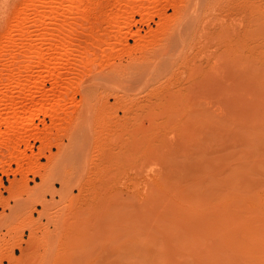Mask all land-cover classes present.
Returning <instances> with one entry per match:
<instances>
[{
    "label": "rangeland",
    "instance_id": "374dc122",
    "mask_svg": "<svg viewBox=\"0 0 264 264\" xmlns=\"http://www.w3.org/2000/svg\"><path fill=\"white\" fill-rule=\"evenodd\" d=\"M85 2L93 33L83 34L99 38V45L90 48L91 64L107 67L113 56L126 63L127 51L133 47L136 62L124 72L137 71L142 67L140 52L149 44V84L163 85V90L141 108L149 86H132L126 75L89 99L82 97L84 82L74 83L70 92L62 87L56 98H43L39 94L50 86L46 81L43 90L34 88L33 98L15 103L6 100L0 88V264H264V257L260 260L256 253L257 248L264 252L260 238L264 235L260 223L264 221V69L255 75L251 34L234 33L239 16L224 0L208 14H202L203 0ZM29 3L0 0V48L9 46L11 24ZM27 19L30 33L38 24ZM196 24L204 27L196 29ZM173 29L178 32L171 33ZM44 79L52 78L46 74ZM113 89L117 101L110 96ZM101 96L109 98V105L85 114L83 107ZM225 97L230 98L228 105L222 102ZM207 101L218 113L228 106L223 107L227 116L223 111L221 115L231 120L232 124L226 121L230 127L246 115V128H231L227 135L216 128L217 139L196 141L199 137L194 138L190 121L201 102ZM228 113L233 114L231 119ZM240 131L254 136L249 141ZM225 144L230 147L227 159ZM213 155L222 162L217 159V164V157L210 160ZM223 166L233 169L232 174ZM224 177L234 182L223 187ZM207 184L223 189H207ZM253 197L261 203L250 202ZM227 198L232 203L228 210L237 213H229L231 218L227 210L216 207Z\"/></svg>",
    "mask_w": 264,
    "mask_h": 264
},
{
    "label": "bare ground",
    "instance_id": "6f19581e",
    "mask_svg": "<svg viewBox=\"0 0 264 264\" xmlns=\"http://www.w3.org/2000/svg\"><path fill=\"white\" fill-rule=\"evenodd\" d=\"M85 1L86 0H31V3L27 4V7H25V9H22L18 13V15L16 16V18L13 21V24H11L12 25V28H11L12 31H10V33H8V35H7V42H8V45L10 46V47L8 46L9 49L7 47V44L2 45L0 48V51H1V56H0V88H2L3 92L6 93V95L3 94V96L5 97L6 100H11L14 103L16 100H21V101L22 100H29L35 96L34 95V88L38 89V90H43V87H44L46 81L50 82V86L47 89L43 90L42 94H39L40 97L56 98L60 95V93L62 91V87H65L66 91L70 92V90L73 89L74 83L84 82L86 86L83 88L82 97L89 99L93 96L94 97L97 96L100 93L99 91L101 89L115 85L123 75H126V77H128V80L130 81V84L132 86L139 85V84H140V87H142V88H146L149 86L146 89L145 94L141 98L142 102L139 103V106L141 108H146L149 102H151L153 99H156L157 97H159L161 91L163 90V85H158L156 88L150 87L151 84H149V83H150L151 79H149V77L147 76V73H146V70H147L146 65L151 61V58H152L151 57L152 50L150 49L149 44L145 45L144 48L140 52V54L142 56L141 57V59H142L141 66L142 67L138 68L137 71H133V72L131 71L130 73L124 72L125 69H128L131 65H133L136 62V55L133 54V53H135V52H133V50H134L133 47H131L127 51L128 57H127L126 63H123V64L119 63L118 61H116L115 56H113L112 61L109 63V65L107 67H103V66L97 67L94 64H91V63H94V61L91 58L90 48H92L94 46L97 47L99 45L97 43L99 38H97L95 35H93L91 37H87L86 35L83 34V33H93L92 27H91V24H90L89 18H88V16H90L89 15L90 13H88L89 11L87 12V4ZM220 1L222 2L223 0H203L204 8L202 9V11H203L202 14L205 11H206L205 14H208L207 11L214 9V8H211V7H213V5L214 6L218 5V4L220 5ZM224 1H228L229 6H230V12L239 16V22L237 24V28L235 29L234 33H250L251 34V39L253 40L252 45L250 47L251 54H252L251 58H252V61H254L257 65L256 69H255V75L259 76L262 72V69H264V0H224ZM27 18H31V20H33L34 23L38 24L37 28L36 29L32 28L33 31H30V33H27L29 31V29H27L25 26V24H26L25 21L28 20ZM114 23H117V17L114 19ZM114 25H116V24H114ZM195 26H196V29L197 28L199 29L200 27H204V24H201L199 26H198V24H196ZM80 27H81V29L78 31V29ZM13 30H15V31L13 32ZM177 32H178V30L175 31V29H173L171 31V33H177ZM12 33H14V34L16 33V35H12ZM111 47H114V46L111 45ZM46 74L51 76L52 79L45 80L44 75H46ZM76 78L78 80H76ZM15 88H19V92H15L14 91ZM131 88H133V87H131ZM259 90L261 92V87H259V88L257 87L255 89L256 92L257 91L259 92ZM256 92L254 94L258 93V92L257 93ZM110 96L113 97L114 101L118 100V95H117L116 90L113 89L112 92L110 93ZM0 98H1V95H0ZM225 99L226 100H224L222 102H225L226 103L225 105H228L230 98L225 97ZM94 101H95V104L90 102V103H88V105L86 107H83L85 114L88 115V113L91 112V109H95V108L102 109V108H105L109 105V98L106 96H101L100 98H96V100H94ZM22 102H24V101H22ZM209 102L208 101L207 102H201V105H199L196 108V112L191 118L190 122H191V126H192V131L195 133V134L193 133L195 135L194 138L197 136L199 137V138H195L196 141H200V137H201L200 142H201V144H204L203 143V142H205L204 140H206V141L208 140L205 138H210V139L216 138L217 139V135H216V131H215L216 128H218L219 130L221 129L223 132H225V130H226L225 135H227L228 134L227 132H229V131L232 132L231 128L232 129L236 128L237 130L241 129L242 131H243V129L246 128L245 126L249 123V121L247 123V116L246 115H245L246 117L244 116V118H246V120L239 116L238 118H240V119L238 120V122L233 127H230L229 125H227V122L229 123L231 120L227 121V117H226L227 114L224 113V109H223V107L225 105H223V107L221 108L222 109L221 112L223 111L222 112L223 116H224V114L226 115L225 117H223L221 115V112L220 113L216 112L217 109H214V107L212 106V103L211 102L209 103ZM239 105H241V103ZM245 105L246 104L241 105V107L244 106V108H246L247 105H246V107H245ZM225 107H228V106H225ZM25 108L26 107L23 106V110ZM217 108L220 111V106H217ZM244 108L241 110L239 109L241 112L240 113L241 115L243 112L242 110H244ZM83 109L79 113L80 116L84 115V114H82V113H84ZM227 109L228 110L230 109V112H231L232 108H227ZM18 112H20V110L16 111V113H18ZM232 112H234V114H238L237 113L238 111L236 112V111L232 110ZM231 113L230 114L228 113L229 117H230V115H233ZM229 119H231V117ZM112 124H113V122H112ZM229 124H232V123H229ZM228 126L230 127L229 129H228ZM249 126H250L249 128H251L252 125H249ZM254 128L252 127V129H254ZM247 130H248V128H247ZM247 130L245 132L250 133V130L249 131H247ZM259 130H261V129H259ZM242 131H240V132H242ZM256 132H258V131H256ZM262 132H264V131H262ZM262 132H261V134H262ZM199 133H202V135L204 134L206 137L203 136V138H204L203 139L202 135ZM248 133H246V135ZM243 134L245 135V133H243ZM261 134H260V136H262ZM199 135H201V136H199ZM244 135L242 137H244ZM246 135H245V137H246ZM248 136L249 135H247V137ZM252 136H254V135H251L250 137L252 138ZM258 136H259V134H258ZM242 137L241 138L239 137L238 139L241 140ZM250 137H248V140ZM230 138L231 137H229V139ZM232 138H234V136ZM253 138H255V137H253ZM197 139H199V140H197ZM257 139L259 140V138H256L254 141H256ZM248 140L246 138V141H248ZM244 141H245V139H244ZM17 142L18 141H15V143H17ZM241 142H242V140H241ZM196 143H198V142H196ZM227 143H229V142H227ZM232 143H234V142H232ZM198 144L200 145V143H198ZM198 144H195V145H198ZM226 145L227 144H225L224 146L226 147ZM240 146H241V144H240ZM242 146H243V144H242ZM242 146H241V148H244ZM252 146H253V144H252ZM225 147H223V148H224V151H225V149H227L226 150L227 152H225V153H227V154H225V156L227 155L225 157L227 159L228 158V149H230V147L229 146H227L228 148L227 147L225 148ZM245 151H246V148H245ZM39 152H41V151H39ZM220 152H222V151H220ZM243 152H244V150H243ZM241 154H243L242 151H241ZM249 154H253V153L249 152ZM203 157H200V159ZM215 157H217V158L215 159ZM221 157L223 158V155ZM197 158H195V160ZM245 158H247V157H244V159ZM214 159H215L216 163L219 164L217 159L220 160V158L218 156H214L213 159H210V160H214ZM226 159H225V162H226ZM222 160L224 161V158ZM228 160H227V162H228ZM233 161H235L234 163H236L238 160L237 161L233 160ZM197 162H198V160L195 161V163H197ZM202 162H203V160H202ZM207 164L209 165V164H211V162L210 163L207 162ZM245 164L246 163H244V165ZM212 165H213V163H212ZM227 165H230L229 162ZM227 165H225V166H227ZM231 166H233V165L231 164ZM208 167H210V165ZM215 168H217V167H215ZM222 168L224 169L225 167L223 166V167H221V169ZM201 169H203V168H201ZM221 169H220V171H221L220 173L224 174L225 171H227V170L229 171L230 168H228L226 170L224 169L225 170L224 172H222ZM238 169H240V166ZM231 170H233V169H231ZM231 170L228 172V174H230L232 172ZM236 170H237V168H236ZM216 171H217V169H216ZM216 171H214V172H216ZM243 171H245V170H243ZM236 172H238V171H236ZM246 172H247V170H246ZM210 173H212V172H210ZM241 174H243V172H241ZM244 174H245V172H244ZM244 174H243V176H244ZM239 175H237V176H239ZM240 176H242V175H240ZM239 177H237V178H239ZM205 178H206V176H205ZM212 178H214V176ZM216 178L219 179V177H216ZM224 179H226V178L224 177ZM229 179H231V177L228 178V180L226 179L227 181H223V183H222L223 187H224V184L227 183L228 181L234 182L233 179L232 180H229ZM234 179L237 180L236 178H234ZM213 182H214V180H212L211 183H213ZM42 183H43V181H42ZM229 184H227L228 188H229V186H228ZM207 185L209 186V184H207ZM214 185L209 186V187L207 186L205 188L211 189V188H213ZM204 186H206V185H204ZM232 186H233V183H232ZM241 186H242V184H241ZM214 187L219 189V190L223 189L222 186L221 187L220 186H218V187L214 186ZM220 188H222V189H220ZM228 188H226V189H228ZM229 190H230V188H229ZM209 191H211V190H209ZM232 191L233 190H231L229 192H232ZM243 191H244V187H243ZM215 192H217V190ZM246 193H245V195H246ZM249 193L247 194V197H248V195L250 196L252 192H249ZM226 194L227 193H225V195ZM233 194L235 195L234 192H233ZM240 194H241V192H240ZM240 194H239V196H240ZM243 194H244V192H243ZM201 195H202V193H201ZM205 195H206V193H205ZM222 196H223V194H222ZM206 197L205 198L203 197V198L206 199ZM240 197H244V196L242 195ZM245 197H244V200L247 199ZM255 197H256V195H255ZM255 197H253L254 199H249V201L251 202L253 200V202H254V200L256 198H258V197H256V198ZM262 197H264V196H262ZM212 198H213V196H212ZM218 198L220 199V197H218ZM233 199L234 198H232V201H233ZM227 200H230V199H228V198L225 199L223 201V204H221V202H222V200H221V202H219V204L216 205V207H219V205H220V209L222 207L224 210H227L228 214H229V213H232L229 211L232 208H230L228 210V208L231 207L229 205L232 203L227 201ZM239 200H240V198H239ZM262 200H264V199H262ZM216 201H219V200H216ZM242 201H243V199H242ZM256 203H257L256 205H258V203H261V202H260V200H257ZM246 204H248V203H246ZM256 209H258V208H256ZM216 210H217V208H216ZM212 211L215 212V210H211V212ZM221 212H222V210H221ZM221 212H219V213H221ZM250 212H251V209H250ZM262 212H264V211H262ZM209 213L206 212L207 217L213 216L212 213H210V215H209ZM224 213H226V212H224ZM233 213L236 216L237 213H235V212H233ZM254 213H255V211H254ZM248 214H250V213H248ZM241 215L242 214H240V216ZM259 215L260 214L256 215V216H258V219H259ZM230 216H231V214H229L228 217H230ZM242 216H244V214ZM237 217H235V218H237ZM251 217L254 219L253 216H251ZM210 218H212V217H210ZM255 218H256L255 220H257V217H255ZM260 218L262 219L261 215H260ZM204 219H207V218L204 217ZM226 219H228V218H226ZM229 219H228V221H229ZM261 219H259V221ZM215 220L217 221L216 217H215ZM237 220H235V221L237 222ZM246 220H244L243 222L248 223V222H246ZM249 220H252V219H249ZM255 220H254V222H253V220L251 222H253L254 225L256 226ZM216 221H214V222H216ZM230 222L232 223L231 220H230ZM262 222H264V221H262ZM262 222H260L261 226H264V223H262ZM250 223H249V225H250ZM216 224H217V222H216ZM216 224H215V228L218 229L216 227ZM240 225H242V224H240ZM240 225L238 224V226H240ZM251 225H250L249 229H251V227H252ZM217 226H219V225H217ZM243 226L244 225H242V227ZM255 226H253V228H255ZM261 226H260V228H261ZM245 227L246 226H244L243 228H245ZM239 228H241V227H239ZM260 228H259V230H260ZM262 228H264V227H262ZM236 229H237V226H236ZM236 229L234 231H236ZM261 231H264V230H261ZM237 232H238V230H237ZM253 232L254 231H252V234H253ZM254 233H256V232H254ZM214 234H216V233H214ZM244 234H245V232H244ZM256 234L258 235L259 233H256ZM253 235L255 236V234H253ZM258 236H260V235H258ZM228 237H229V235H228ZM260 238H264V235H262ZM230 239H231V237H230ZM235 240L237 241V239H235ZM246 240L247 239H245V242H246ZM240 242L242 243L243 241L242 240L239 241V245H240ZM257 243H255V244H257ZM261 243L264 244V242H261ZM223 244H224V242H223ZM257 246H259V244ZM250 247L252 248L251 245H250ZM262 247H264V246H262ZM241 248H243V247H241ZM254 248H255V246L253 247V249ZM257 249L259 251H257L256 253H258L257 255L261 254V257H259L261 260V258L264 257V252L261 253L260 249L259 248H257ZM247 250L248 249H246V251ZM250 250H252V249H250ZM236 251H238V248L236 249ZM246 251H244V252H246ZM253 251H256V250H252V252ZM239 252H240V249H239ZM229 253H230V251H229ZM216 256H217V254H216ZM217 257H216V259L214 258V260L220 259L219 257L217 259ZM235 257H236V255L234 256V254H233L234 259H235ZM245 257H243V258H245ZM254 257H256V256H254ZM210 258H213V257H210ZM259 258L257 256L256 259H259ZM249 259H250V257H249ZM251 261H252V259H251ZM262 261H264V258H262ZM224 262H226V261L224 260ZM216 264H218V263H216ZM257 264H259V263H257Z\"/></svg>",
    "mask_w": 264,
    "mask_h": 264
}]
</instances>
